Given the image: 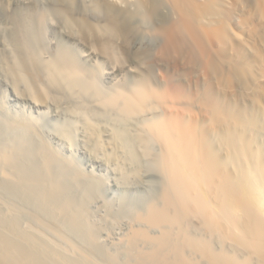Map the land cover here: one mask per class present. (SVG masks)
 Returning a JSON list of instances; mask_svg holds the SVG:
<instances>
[{
    "label": "bare ground",
    "instance_id": "6f19581e",
    "mask_svg": "<svg viewBox=\"0 0 264 264\" xmlns=\"http://www.w3.org/2000/svg\"><path fill=\"white\" fill-rule=\"evenodd\" d=\"M43 1L0 0L14 6L8 16L18 44L15 55L1 58L2 71H29L33 92L27 100L34 108H46L51 93L79 88L94 94L103 108L141 117L143 138L159 146L161 189L123 235L131 258L123 264H264V0H165L171 15L160 31L161 54L173 64L194 63L204 85L193 91L163 76L157 88L141 80L132 92L115 87L106 92L105 70L88 68L84 52L71 46L40 68L41 59L31 55L23 37ZM48 1L51 9L38 15L40 21L35 18L40 31L51 24L68 37L77 29L88 36L106 33L104 40L110 41L100 47L112 50L108 55L115 39L126 41L137 33L131 0ZM150 1L143 0L145 8ZM97 15L99 23H92ZM16 75L11 84L17 100L29 89ZM8 97L3 88L2 124L34 136L67 172L109 183L79 167L73 155L49 140L40 116L16 109ZM60 131L65 135V128ZM15 157L0 152V264H119L110 255L100 261L87 244L94 237L80 223L79 203L64 200L58 185L46 184L45 173L22 169ZM79 230L88 236L82 246L71 236Z\"/></svg>",
    "mask_w": 264,
    "mask_h": 264
},
{
    "label": "rangeland",
    "instance_id": "374dc122",
    "mask_svg": "<svg viewBox=\"0 0 264 264\" xmlns=\"http://www.w3.org/2000/svg\"><path fill=\"white\" fill-rule=\"evenodd\" d=\"M86 2L89 4L91 0ZM93 2L99 1L93 0ZM150 3L153 4H148L145 8L143 0L129 1V6L136 14L134 23L137 24L138 34L136 33L134 37L126 41L124 37H120V40L115 39L117 42L113 40L115 42V44L112 43L113 52L117 51L115 55L114 53L106 54L112 50L103 52L106 49L105 41L107 39V42L110 41L109 36H106L104 40L106 33H103L104 36L102 33L88 36L77 29L73 32L75 35L68 37L59 25L51 24L47 25L50 26L49 28L44 26L48 29L43 27L40 31L41 27H37L36 24L40 21V14L51 9V2L48 0L40 3L35 15L29 18L31 22L27 24L28 30H25L28 33L23 38L30 45L28 47L31 55L35 59L38 57L47 62H41V60V63L37 62L40 68L44 67V69L47 68L49 59L53 61L63 47L71 46L70 48L73 47L72 49L78 50L77 52H84V61L88 68L93 65L91 70H105L102 75V84L106 92L112 88H128L127 90L132 92L137 85L136 82L141 80L157 88L160 80L166 76L173 82L181 83L187 89L199 90L205 80L194 63H192L193 66L191 62L181 60L173 64L169 56L161 54L160 45L163 35L160 31L169 21L170 6L165 0H152ZM13 10L12 3L0 2V60L4 56H12L15 46L18 45L12 38L14 26L8 16ZM20 10L23 14H29L24 8ZM99 16L97 15L96 20L91 17L92 23H99ZM36 17L39 18L38 21L35 20ZM30 25L33 26L30 27ZM87 37L89 38L86 39ZM102 44L105 45L104 49L100 47ZM44 63L46 64L42 65ZM0 70V91L3 88L8 91L11 105L16 109L27 110L40 116L43 130L54 145L59 146L63 152L73 155L79 167L87 172L105 176L109 183L103 186L97 180L87 177L79 178V175L71 171H68L71 174L68 173L62 164L44 151V147L34 136L15 130L1 122L0 152L16 156L15 161L22 169L34 168L39 173H45L46 184L58 185L63 191L64 200L70 198L72 202L79 203L80 207L75 211H80V223L85 224L86 229L90 228L94 240L87 244L94 250L100 261L110 256H114L113 258H116L119 264L125 263L126 260L130 261L131 258L126 252L122 237L129 231L130 226L136 224L137 213H146L149 203L161 189L162 182L158 163L155 161L159 146L153 139L146 141L143 138L145 131L142 118L124 115L115 109L103 108L94 94L82 92L79 88L67 91L68 94L51 93L46 102V108H34L27 100L31 98L29 96L33 92L29 71L23 68L18 69L19 72L8 74L2 71L1 65ZM16 73L19 79L23 76L21 79L24 82L23 86L29 89L24 93L23 98L17 100L12 94L11 84ZM60 127L65 128V135L69 137L68 141L62 140L65 135H61ZM74 175L77 178H74ZM61 185L63 187H60ZM81 233L80 230L71 233L73 240L80 246H82L81 240L88 237L87 234H85L86 237L84 236V232Z\"/></svg>",
    "mask_w": 264,
    "mask_h": 264
}]
</instances>
